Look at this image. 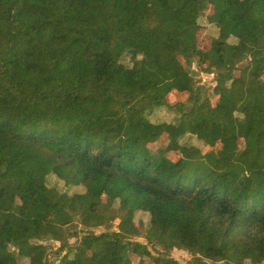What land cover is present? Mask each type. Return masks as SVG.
<instances>
[{
	"label": "trees",
	"instance_id": "16d2710c",
	"mask_svg": "<svg viewBox=\"0 0 264 264\" xmlns=\"http://www.w3.org/2000/svg\"><path fill=\"white\" fill-rule=\"evenodd\" d=\"M199 32L205 56L166 47ZM196 64L229 76L170 102ZM0 67V264H47L37 243L74 223L79 245L52 264H145L106 213L200 251L189 264H264V0H0Z\"/></svg>",
	"mask_w": 264,
	"mask_h": 264
},
{
	"label": "rangeland",
	"instance_id": "374dc122",
	"mask_svg": "<svg viewBox=\"0 0 264 264\" xmlns=\"http://www.w3.org/2000/svg\"><path fill=\"white\" fill-rule=\"evenodd\" d=\"M152 10L154 12H157L159 10V3H155L151 6ZM199 15V9L196 6H192L190 7L186 13L183 15L182 17V23L184 26L186 27H192L194 25V21L195 18ZM228 24H222L221 25V29L222 30H226L228 28ZM182 40V41H181ZM181 40L180 42H174L172 40H169L166 43V47L169 51L175 52L178 49L182 48V47H188L191 46L193 44H196L197 42V50H199L201 52V54H203L205 56L207 48L209 46V41H206V38L204 36V34L202 32H199L197 35V40H194L193 36L191 34L188 33H183L181 36ZM245 63L238 60L235 62H232V67L234 68H241V66H243ZM198 65H193V67L186 69L188 72V77L183 78V79H177L174 80L173 82V87L174 90L177 91L176 93L173 92L170 96H169V101L170 102H176V101H181L184 98L183 92H185L189 86V84H196L199 85L201 87H205V88H209L210 89V94H215L214 93V87L216 86L214 81L216 79L217 76H221V77H228L229 76V71H218L214 74H207V73H203L202 71H199V69L197 68ZM3 70L0 67V73H2ZM264 77V75H263ZM179 92V93H178ZM178 93V94H177ZM181 93V94H180ZM231 116L228 115L227 118H230ZM164 143H162L161 145H158L157 147H151L148 149V153L150 155H156L157 151L160 148H163ZM165 146H166V140H165ZM236 148L240 149L241 148V143L240 142H236ZM215 152L217 153V155L222 158V151H221V146L219 144H217L216 148H215ZM255 172L257 173L258 176L261 177L262 173L259 172L256 168H255ZM229 187V183L228 182H219L216 184V188L219 190L220 193H224V191ZM96 204L98 207H103V201L102 198L99 197H93L91 203ZM106 220L108 222V224H110L112 226V229L114 232H117L118 234L122 235V238L124 237L125 239L129 240L130 242H138L139 244H141L143 246L144 249H146V251H148L152 257H149L148 255H146L144 252H141L140 254H132L129 253L130 258L132 259L133 262H144L145 264H154L155 261L161 258H169L174 260L175 262H177L178 264H189L190 261L193 260V257L195 258H202V253L199 251L195 254H191L190 252H184V251H180L177 249H173L169 252V250H167V243L164 241V238L160 235H153V242L147 241V237H146V230L142 231V229L140 228L141 225L139 223H132V224H128L123 220H120L119 218H117L114 214L112 213H106ZM51 222H54L58 225H60V217H58V215L56 214H52L51 218H50ZM80 229V226L78 223H74L73 225H69L67 226V228L65 230H67L64 233V240L65 243L62 244V242H49V243H41L38 242L37 244L39 246H41L42 248H44V255H47L48 258V262L47 264H52L53 260L57 258H59V254L64 253V250L67 248L71 249L72 247L75 248L76 246L79 245V240L78 238L73 235L74 232L78 231ZM107 230L104 227H101L97 230L94 231L95 235H100L102 233H106ZM4 242V240L2 238H0V243ZM7 244L12 248L13 252L16 253V251L14 250V248L16 249V247H13V242L10 239H7ZM64 249V250H63ZM63 250V251H60ZM156 259L155 261L153 259ZM216 264H226L224 262H219Z\"/></svg>",
	"mask_w": 264,
	"mask_h": 264
}]
</instances>
